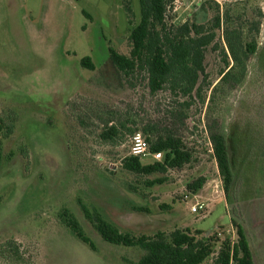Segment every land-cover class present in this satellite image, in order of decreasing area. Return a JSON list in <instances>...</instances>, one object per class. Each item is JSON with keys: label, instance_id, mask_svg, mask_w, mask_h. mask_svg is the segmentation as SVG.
Wrapping results in <instances>:
<instances>
[{"label": "rangeland", "instance_id": "1", "mask_svg": "<svg viewBox=\"0 0 264 264\" xmlns=\"http://www.w3.org/2000/svg\"><path fill=\"white\" fill-rule=\"evenodd\" d=\"M217 5L226 20L219 51L207 57L202 99L195 95L186 107L188 99L150 93L142 74L122 79L110 61V49L129 52L130 31L141 19L139 0H0V119L7 125L0 130V264H20L8 260L11 248H19L23 264H138L144 250L105 242L85 211L135 236L189 228L235 241L231 205L209 145L211 131L219 129L232 138L237 215L255 264H264V170L256 166L259 154L238 149L245 130L264 136V0H181L178 11L169 12L182 24L195 11L200 21L211 19ZM254 22L260 23L259 50L245 83L218 88L225 67L220 52L227 51L223 30L240 26L246 36ZM86 58L92 67L82 64ZM107 125L117 126L123 139L103 142ZM148 126L152 139H182L193 160L164 175L124 170L127 130L146 137ZM200 177L204 187L189 191ZM196 201L207 205L205 219L192 213ZM71 218L94 249L67 227ZM203 264H215L214 257Z\"/></svg>", "mask_w": 264, "mask_h": 264}, {"label": "trees", "instance_id": "2", "mask_svg": "<svg viewBox=\"0 0 264 264\" xmlns=\"http://www.w3.org/2000/svg\"><path fill=\"white\" fill-rule=\"evenodd\" d=\"M173 0H139L141 19L134 26L129 35V52L121 54L115 49H110V61L121 78L144 75L147 87L152 94L169 92L175 99L185 98L182 106L190 107L195 95L201 97V91L207 81V57L219 51L218 38L223 16L217 12L211 18L206 16L200 21L198 12L192 13L182 24H175L169 12ZM206 3L201 4V10L207 14ZM210 10V8H209ZM127 11L132 12L131 7ZM212 11V8H211ZM209 12V11H208ZM204 20V21H203ZM260 32V23L254 22L249 32L244 36L240 26L223 30L222 40L226 42L227 51L221 50V59L225 65L220 69L218 88H235L242 86L248 75L249 61L258 53L256 36ZM89 59L83 65L92 67ZM259 70L264 74V58ZM218 88H215L216 90ZM202 99V97H201ZM192 101V102H191ZM263 109V108H261ZM260 114V112L258 113ZM125 127L124 124H121ZM7 127L5 120L0 119V130ZM131 136L134 129L127 130ZM150 150L162 153V161H153L144 164L138 157L127 154L123 158L122 168L134 174L150 176L153 174L164 175L171 169H182L193 160V150L180 138L173 135L154 136V128L146 127L144 130ZM249 134L246 130L245 139L240 141L238 149L259 154L256 166L264 170V136L262 131H253ZM12 134L11 129L6 130V136ZM130 136V137H131ZM156 136V135H155ZM121 130L114 125L106 126L100 134L103 142L116 143L122 138ZM231 136L225 130H212L209 145L217 162V167L222 178L224 192L233 214L232 225L235 228L236 239L220 240L217 234L204 236L202 232L191 229H175L172 232H158L154 235L135 236L121 233L111 223L98 213L85 211V217L92 224L101 238L113 245L126 247H139L144 250L138 264H203L208 258L214 257L215 264H255L254 252L244 223L237 215L238 206L234 205L237 199V179L234 171V152ZM4 160L3 149L0 145V168ZM165 179L150 182L149 186L163 184ZM206 183L200 177L188 185V190L197 193ZM166 208V206H163ZM145 211V209H142ZM67 227L72 233L89 244L94 249L93 243L85 236L81 225L73 218L66 220ZM217 244L219 249L217 251ZM9 261L23 264L19 248L12 249ZM7 260V261H8Z\"/></svg>", "mask_w": 264, "mask_h": 264}, {"label": "built area", "instance_id": "3", "mask_svg": "<svg viewBox=\"0 0 264 264\" xmlns=\"http://www.w3.org/2000/svg\"><path fill=\"white\" fill-rule=\"evenodd\" d=\"M181 5V0H173L170 10L177 12ZM128 155L142 159L151 158L154 161H162V153H154L150 150V145L142 133H135L129 138ZM188 198V196H186ZM192 213L201 215L202 219L207 217V205L202 201H196L191 207Z\"/></svg>", "mask_w": 264, "mask_h": 264}]
</instances>
